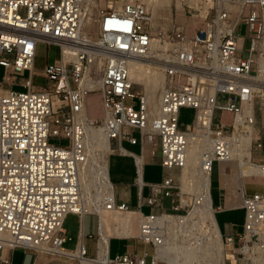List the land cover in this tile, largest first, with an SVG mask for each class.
<instances>
[{
  "label": "built area",
  "instance_id": "2783aa9c",
  "mask_svg": "<svg viewBox=\"0 0 264 264\" xmlns=\"http://www.w3.org/2000/svg\"><path fill=\"white\" fill-rule=\"evenodd\" d=\"M115 1L122 6L101 8L88 29L90 0H0V66L5 70L0 81V264H8L4 253L16 249L73 258L64 248L67 216H97L83 212L80 179L89 160L91 126L104 129L111 141L110 155L116 152L113 141L136 144V131L151 137L152 159L166 175L161 184H148L151 195L146 203L153 212L137 211L143 223L135 239L152 246L149 263L147 252L112 257L109 251L97 261L98 244L91 256L80 241L74 250H79L80 257L74 260L78 264H153L164 239L153 221L181 210L175 173L187 164L188 135L195 131L199 115L209 111L212 122L201 138L206 145L202 165L211 174L215 165L233 155L235 123L243 133L253 130L249 163L261 175L250 176L244 186L261 185L263 190L249 194L244 189L242 230L222 240L234 245L236 264H264V80L256 70L264 0H202L210 4L202 6L205 17L192 35L184 24L172 20L169 31L157 33L147 0ZM182 12L198 14L188 5ZM255 25H259L258 36L253 33ZM241 26L246 28L244 35L237 33ZM157 39L160 48L154 50ZM39 43L60 49L59 59L40 74L47 81L45 86L33 83ZM65 52L75 54V59H66ZM134 59L164 70L165 86L153 121L144 96L135 92L130 80ZM85 79L99 88H84ZM96 92L102 102L100 121L85 116L87 96ZM220 95L226 97L223 104L218 101ZM244 103L252 105L247 116ZM183 108L195 110L193 124L185 127L180 122ZM217 111L221 117L215 122ZM227 114L233 116L230 123L225 120ZM52 139L68 143L55 145ZM118 152L126 154L120 145ZM163 196L177 197L178 205L167 208ZM105 205L111 211L131 210L126 203H118L115 195ZM226 264H233L232 260Z\"/></svg>",
  "mask_w": 264,
  "mask_h": 264
},
{
  "label": "bare ground",
  "instance_id": "6f19581e",
  "mask_svg": "<svg viewBox=\"0 0 264 264\" xmlns=\"http://www.w3.org/2000/svg\"><path fill=\"white\" fill-rule=\"evenodd\" d=\"M146 2L147 6L153 9L152 21L157 9L166 8L171 11L174 6L176 9L182 10L184 4H188V6L197 10V17L202 19L205 17V12L201 11L200 8L201 0H147ZM121 6L120 1L116 2L117 8ZM86 8L89 13L86 25L88 29H91L96 15L93 9L90 12L89 4L86 5ZM168 46L166 45V47ZM159 48L160 44L157 39L154 43V50ZM64 57L75 59V54L65 52ZM258 63L260 72H263L264 54L259 58ZM130 80L134 86L141 87L142 95L147 102L149 120L153 121L158 115L165 86L163 68L155 63L134 59L131 61L130 66ZM82 86L88 89L99 88V85L90 79H85ZM2 94L3 91L0 90V95ZM243 110L245 116L251 114V103H244ZM85 116L90 118L86 104ZM90 120L94 121L95 119L90 118ZM211 122L212 111L200 114L195 131L188 135L187 164L181 170L182 174L179 180L181 207L190 205L192 208L187 215L164 214L155 217L153 223L156 232L160 228L164 239L162 244L156 248L153 264H226V260H232L233 264L237 262L234 245L231 242L225 245L222 240L223 235L216 221L211 198V172L205 170L202 165V151L206 145L201 138V133ZM88 132L89 160L80 173L83 194L82 207L83 212L97 214L100 218L97 261H102L109 252L111 239L139 237L143 222L141 214L135 211L119 212L106 209L105 201L114 196V188L108 174V158L112 152L111 141L102 127L95 128L91 126ZM252 135V129L250 132L243 133L235 123V134L232 138L233 155L231 158L219 162L221 163L222 172L225 166L231 165L237 178L250 179V176L261 175L260 169L249 163L253 160L250 151L253 140ZM96 151H99V155H96ZM123 151L127 153L125 150ZM139 161L144 162L142 159ZM189 194L194 197L189 198L186 196ZM261 231H264V223L261 225ZM199 233L204 236L203 239L197 236ZM65 253L73 257L70 259L80 257L79 250L75 252L66 251ZM84 264H86V261H84Z\"/></svg>",
  "mask_w": 264,
  "mask_h": 264
},
{
  "label": "rangeland",
  "instance_id": "374dc122",
  "mask_svg": "<svg viewBox=\"0 0 264 264\" xmlns=\"http://www.w3.org/2000/svg\"><path fill=\"white\" fill-rule=\"evenodd\" d=\"M110 0H91V4L89 6V10L91 12V10L93 9L95 15L97 16V14L99 13L101 8L107 7V6H116V1L114 0L113 3H109ZM95 4V5H94ZM207 4H210V2H202L201 0V4H200V8L201 11H204L202 6L204 5L206 7ZM188 5V4H187ZM185 6V4H184ZM184 9V8H183ZM183 9L182 10H178L176 9V7L173 6L172 10H168L166 8H159L156 10L155 12V16H154V22H153V26L156 28V32H161V31H169L171 28V20L174 23H179V24H184L187 27V32L188 34L192 35L196 30H198L200 23H201V19L200 17H192L190 15L185 16L183 14ZM195 15L197 13H194ZM95 16V17H96ZM260 24H262V27H260V33H259V40H258V53L256 56V70L258 72V76H260L263 80H264V71L260 72V68H259V63L258 60L259 58L264 54V13L262 14V19L260 20ZM254 32L256 36H258V30H259V25H255L254 27ZM256 31V32H255ZM238 34L240 35H244L246 33V28L245 26H241L238 29ZM248 44H247V48H246V54H248ZM60 57V49L58 46H54V45H46L43 43H39L37 46V52H36V58H35V63H34V67H35V71L37 72V75H35L33 77V83L36 86H45L46 85V80L40 76L41 72L43 71L44 67L47 64H51L53 63L55 60L59 59ZM5 70L3 67L0 66V81H2L3 76H4ZM28 77V73H25L24 78ZM20 90V89H18ZM135 92L139 93L142 95L143 91L141 89V87L136 86L134 87ZM219 103L223 104L225 103L226 97L223 95H220L219 98ZM86 107H87V113L88 116L90 118L96 119L98 121H100L101 117H102V102H101V96L100 93L96 92V93H91L90 95L87 96V100H86ZM220 112L217 111L215 114V122L220 120ZM232 115H225V120L230 123L232 120ZM195 119V110L193 109H188V108H183L181 110V118H180V122L181 124L185 127L186 125H191L193 124V121ZM150 139L147 140V142H149ZM51 143L55 144V145H60V146H65L67 145V141L66 140H58V139H52ZM125 146L127 148H131L128 144H125ZM135 149V148H132ZM123 158L120 157L118 154H114L112 156H110V169H111V175L112 177H114L115 174H117V172L119 173H124L123 171H125V169L127 168V163L123 164ZM147 162H149V160H147ZM182 173L179 171H176L175 176L178 178ZM145 176H146V180L147 179H153V180H159L162 176V170L159 167L150 165L149 163H147L146 167H145ZM211 193L213 195V200H214V206L216 207L218 204V191H217V184H218V170H217V165H215L214 170L211 174ZM180 180L178 182V186L180 187ZM247 189V193L251 194L254 193L256 191H260L261 189L253 186L251 184L246 186ZM189 198H193L194 196L192 194L186 195ZM181 198V197H180ZM166 206L170 205V202L168 199H166L165 201ZM213 206V207H214ZM168 207V206H167ZM214 207V209H215ZM191 206L187 205L185 207H181V210L179 212H172L171 214L173 215H187L188 211L191 210ZM132 211V210H130ZM144 213H149V209L145 208ZM244 215L245 212L244 210H238L234 213H230V212H221L218 213L216 218H217V222L221 228L222 231H224L226 224L228 223H236L237 224V231H241L242 230V225L244 222ZM92 223L93 225V230H94V234L96 233V228H97V219L96 217L91 218L88 217L86 219V226L87 229L89 230L90 228V224ZM80 227V222H79V217L75 214H70L67 216L65 223H64V232H65V236L67 237V243L64 245L65 249L68 250H74L76 243H77V234H78V230ZM198 237H200L201 239L204 238V236L202 234H197ZM123 240H112L111 242V256L114 257L117 254H124L126 252H134V253H138L140 256L144 255L145 252L148 253V258H147V263L150 262V257L153 254V248L151 245H145L143 242L138 241V242H134L135 237L133 238H120ZM124 239H130L131 241L128 240H124ZM96 254V242L95 240H91V244H90V255L91 256H95ZM155 255V254H154ZM161 264H166V263H161Z\"/></svg>",
  "mask_w": 264,
  "mask_h": 264
},
{
  "label": "crops",
  "instance_id": "0c3cea01",
  "mask_svg": "<svg viewBox=\"0 0 264 264\" xmlns=\"http://www.w3.org/2000/svg\"><path fill=\"white\" fill-rule=\"evenodd\" d=\"M133 137L137 140L136 144H131L129 141H123L121 143H118L117 141L112 142L113 149L116 150L114 154H118L120 157L123 158L124 161L123 164L127 163V168L125 169V171H123L124 173L117 172V174H115L114 177H112L111 169H110V156L114 154H111L108 158L109 179L111 184L113 185L114 195L118 203H126L127 205H129L130 209L132 211H135L136 213H138L137 211L140 210L144 213L143 210L147 208L149 209V213H145V214H150L151 212H153V209L152 207L148 206L146 203V200L151 195V190L148 187V184H161L166 174L163 168L152 159V149H153L152 138L149 136H142L138 131L133 133ZM148 139H150L149 142H147ZM125 144H128L131 148H127ZM119 145L123 148V150L127 152L126 154H120L118 152ZM141 159L144 160V162L142 161L141 163V161H139ZM147 160H149V162H147ZM147 163L161 168L162 176L159 180L145 179L146 178L145 167ZM219 166L221 167V163H219L217 166L218 204L216 207L214 206L213 195L211 193L212 203L213 206L215 207V217L217 216L218 213L221 212L234 213L238 210H243L241 209L240 206L243 205L242 201H243L244 189L247 192L246 189L247 185L244 186V183L250 180L244 177L241 178L235 177L234 169L231 165L225 166L223 172H222V167L220 170ZM253 186L260 188L261 189L260 191L263 190L261 185H253ZM166 199H168L170 202V205H167L168 207L165 204ZM162 203L167 208L172 209V207L177 206L179 202H178V198L175 196L174 197L163 196ZM97 216L86 215L84 218H79L80 227L77 234V242L80 241V244L83 243L88 248L89 252H90L91 240H95L96 244H99L98 240L100 239V221H99L100 218ZM88 217L91 218L96 217L97 219V228L95 234L92 223L90 224L89 230L87 229L86 219ZM218 227L223 236L235 235L236 233L240 232L236 230L237 228L236 223L226 224L224 231L221 230L219 224ZM115 239L119 240L120 238L111 239L110 246L112 240ZM128 241L131 240L129 239ZM138 241L139 240L134 239V242H138ZM74 250H69V252H75ZM109 251L111 254V247L109 248ZM4 256H6L8 260V264H78V262L75 261L74 259L50 257L45 254L37 255L34 251H28L23 249L8 251L4 253Z\"/></svg>",
  "mask_w": 264,
  "mask_h": 264
}]
</instances>
